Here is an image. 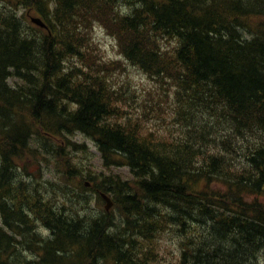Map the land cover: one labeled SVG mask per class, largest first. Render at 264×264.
I'll return each instance as SVG.
<instances>
[{
	"label": "trees",
	"instance_id": "obj_1",
	"mask_svg": "<svg viewBox=\"0 0 264 264\" xmlns=\"http://www.w3.org/2000/svg\"><path fill=\"white\" fill-rule=\"evenodd\" d=\"M130 1L0 0V264H158L163 232L178 245L174 264L264 261V0H138L136 17ZM96 23L149 78L172 85L176 137L157 140L138 117L116 116L105 76L117 63L92 55ZM76 128L102 170L76 168L71 149L86 145L65 134ZM125 166L129 177L113 170ZM91 188L109 193L112 209L95 213L68 193Z\"/></svg>",
	"mask_w": 264,
	"mask_h": 264
},
{
	"label": "rangeland",
	"instance_id": "obj_2",
	"mask_svg": "<svg viewBox=\"0 0 264 264\" xmlns=\"http://www.w3.org/2000/svg\"><path fill=\"white\" fill-rule=\"evenodd\" d=\"M31 16L36 15L29 13L28 18ZM94 36L99 43L97 52L95 54L94 52L92 53L94 57L100 56L106 60H109L110 58L119 59V66H121V64L125 65V67L121 68H109L106 73V76L108 75L111 77L110 82H112L115 86L117 85L118 92L120 94L119 99L116 102L120 109L119 115H129L133 118L136 114H138V119L141 120V124L144 125L143 128H145V130H151L153 132L152 136H156L155 134L159 135L160 132H167V134H169L171 130L176 131L177 128L174 126L168 115L169 109L167 108H169L170 100L168 85L164 81L157 82L155 80H149L147 75L143 76L140 69H137L135 66H131L128 62H125V59L119 55L118 48L115 46V41L110 36L106 35L102 29L96 28ZM124 77H127V79ZM117 78L120 79L118 80ZM9 80L15 81L13 78H10ZM121 87L123 88L121 89ZM75 140L81 143H86L89 147V152L87 154H83L80 151L77 153L83 159V162L88 165L87 167H91V169L95 172L102 170L103 166L100 163L99 153H97L93 143L84 136L79 135L75 137ZM29 170L30 172L32 171L35 173L37 167L35 165H31ZM114 171L119 173L124 178L129 176L127 167H116L114 168ZM43 175L49 178L55 176V172L49 169ZM57 177H59L61 182L66 186L72 185L71 179L65 182L62 175H59L58 173ZM70 192L77 193L78 190L72 191L68 189V193ZM87 193L89 196L91 194L92 197L89 202V205H91L90 207H93L95 210L103 207L99 201L97 202V199L95 200L96 197H94V193ZM158 241L161 242V249L163 250L162 253H159L158 264H174L177 252H179L178 245L174 238L168 232H163L161 236H158ZM258 264H264V261H261Z\"/></svg>",
	"mask_w": 264,
	"mask_h": 264
},
{
	"label": "bare ground",
	"instance_id": "obj_3",
	"mask_svg": "<svg viewBox=\"0 0 264 264\" xmlns=\"http://www.w3.org/2000/svg\"><path fill=\"white\" fill-rule=\"evenodd\" d=\"M262 5V4H261ZM263 6V5H262ZM1 7H4V5H2V3L0 4V8ZM138 7H140V3H139V1L138 0H136V1H130V3H129V5H128V11H129V14L130 13H132L133 12V16L134 17H136L137 16V11H135V9L136 8H138ZM179 9V8H178ZM50 10V9H49ZM173 10V9H172ZM132 11V12H131ZM177 11V10H176ZM167 12V11H166ZM128 13L126 14V15H129ZM170 16V15H169ZM212 21V20H211ZM141 22H143V21H141ZM161 23V22H160ZM263 23V22H262ZM264 24V23H263ZM222 26V25H221ZM261 26H263V25H261ZM204 27H205V25H204ZM239 27H241L240 25L238 26V29H239ZM237 28V27H236ZM235 28V29H236ZM264 28V27H263ZM237 29V30H238ZM241 30V32H242V34L244 35V36H248V34H250L249 33V31L247 32L246 30H243V29H240ZM104 33L106 34V35H108L106 32H105V30H104ZM50 44V43H49ZM54 45V44H53ZM49 47H51V46H49ZM53 48V47H52ZM118 48H119V51H122V50H120V47L118 46ZM51 49V48H50ZM55 53V52H54ZM122 56H123V58L125 59V62H128L131 66L133 65V66H135L137 69H140L142 72V74H143V76H146L148 73H147V71H144L143 69H141V68H139L137 65H136V63H134V62H131V61H129L126 57H124V55L123 54H121ZM55 56V55H54ZM14 68V67H13ZM161 70H163V69H161ZM246 70V69H245ZM149 72V71H148ZM158 72V71H157ZM60 73V72H59ZM149 73H151V72H149ZM156 73V72H155ZM154 73V74H155ZM159 73V72H158ZM161 75V74H160ZM155 76V75H154ZM162 77H168V76H166L165 75V73H163V75H161ZM160 77V76H159ZM124 78H126L127 79V77H124ZM123 78V79H124ZM118 79V78H117ZM116 79V80H117ZM120 79V78H119ZM118 79V80H119ZM125 79V80H126ZM129 79V78H128ZM153 79V78H152ZM155 79V78H154ZM117 80V81H118ZM122 81V80H121ZM129 81H130V79H129ZM203 81H205V80H203ZM233 81V80H232ZM264 81V80H263ZM120 82V81H119ZM133 82V81H132ZM131 83V82H130ZM200 83H202V82H200ZM227 83V82H226ZM124 84H125V81H124ZM123 84V85H124ZM129 84V83H128ZM134 84V83H133ZM132 84V85H133ZM117 86V85H116ZM200 86V85H199ZM123 87H121V89H122ZM220 88V87H219ZM233 88V87H232ZM120 89V90H121ZM187 89V88H186ZM229 89V88H228ZM149 90H151V89H149ZM230 92H232V91H230ZM229 92H227V94H228ZM196 93H193L192 95H190L191 97H192V99H189V102H191V104H193L194 102L193 101H196V102H198V103H200V104H203L202 102H204L205 101V98H195L196 96ZM198 96H199V94H197ZM258 95V94H257ZM245 96V95H244ZM230 98V97H229ZM242 101V100H241ZM246 106V105H245ZM201 108V107H200ZM167 109H169V108H167ZM170 110V109H169ZM168 110V111H169ZM170 112V111H169ZM199 113V112H198ZM201 113H203V115L204 116H206V117H208V113L206 112V111H204V112H201ZM200 118V117H199ZM256 127V125H254V124H250L248 127H244V129L240 132V134H242L243 135V137H244V140H247L248 139V137L250 136L249 134H251V132H252V129L253 128H255ZM233 131V130H232ZM234 132V131H233ZM232 132V133H233ZM78 133H80V130H78L77 128L76 129H74L73 131L72 130H69V131H66L65 132V134L67 135V136H69V137H73V136H75V135H77ZM231 133V132H230ZM86 136V135H85ZM221 136L222 137H224L222 134H221ZM87 138L88 139H90V141L93 143V145H95V142H93L92 141V139L90 138V137H88L87 136ZM250 141V140H249ZM221 141H219L218 143H220ZM100 143V142H99ZM72 150V154H73V157L76 159V160H81L82 161V164L80 165V166H76V168H78V167H81L82 169H83V171H86L85 169L86 168H88V169H90L91 167H87L88 165L86 164V163H84L83 162V159L80 157V155H78L77 153H78V151H80V152H82L83 154H87L88 152H89V147H87V146H84L83 148H77V149H71ZM121 152V151H120ZM132 155V154H131ZM153 156V155H152ZM250 157V156H249ZM157 158V157H156ZM156 160V159H155ZM244 161V160H243ZM113 166H116V165H113ZM161 166H162V164H161ZM114 168H116V167H114ZM113 168V169H114ZM92 170V169H91ZM93 172H94V170H92ZM158 172V171H157ZM109 173H114V171L113 172H109ZM116 173V172H115ZM152 173V172H151ZM77 174V172L74 170V173H73V176L74 175H76ZM20 175H21V177H22V175H23V180L24 181H26V182H28L29 180L27 179V176L26 175H24L21 171H20ZM81 177H83L86 181L89 179L88 177H86V174H79ZM71 174H65V178H64V175H62V178L65 180V182H67V180H72V178H71ZM21 177H20V179H21ZM162 178V177H161ZM90 180V179H89ZM255 182V181H254ZM261 183V182H260ZM259 185V184H258ZM160 186V185H159ZM47 187H53L52 185H48V186H46V188ZM95 191V192H94ZM87 192H92V193H94V197H96L97 196V194H103V193H105V194H108V195H110L109 193H107V192H105V191H100V190H96V189H94V188H91V191H84V190H80L79 189V191L77 192V193H74V192H70L69 194H70V196L73 198V201L74 202H76L78 205L79 204H82V205H88L89 204V202L91 201V199H92V197H91V194H90V196H89V194L87 193ZM169 194H171V193H169ZM82 195H84V196H82ZM111 196V195H110ZM175 196V195H174ZM95 200H96V198H95ZM97 202H98V200H97ZM179 210V209H178ZM181 211H183V210H181ZM94 212L95 213H97V210H94ZM93 212V213H94ZM156 213V212H155ZM185 213V212H184ZM203 213V212H202ZM178 214V213H177ZM195 214H196V212H195ZM175 215V214H174ZM171 217V216H170ZM169 217V218H170ZM211 217V216H210ZM174 218V217H173ZM117 219V218H116ZM210 220V219H209ZM78 221V220H77ZM126 222V221H125ZM218 222V221H217ZM181 223V222H180ZM38 224V225H37ZM41 224H43V222H41V221H37V222H34V227H35V225H36V228L38 229L37 231H43V230H46L47 229V227L46 226H43V225H41ZM77 224V223H76ZM120 224V223H119ZM81 225V224H80ZM81 227V226H80ZM182 227V226H181ZM99 231V230H98ZM64 253V252H63Z\"/></svg>",
	"mask_w": 264,
	"mask_h": 264
},
{
	"label": "water",
	"instance_id": "obj_4",
	"mask_svg": "<svg viewBox=\"0 0 264 264\" xmlns=\"http://www.w3.org/2000/svg\"><path fill=\"white\" fill-rule=\"evenodd\" d=\"M33 21L36 23H39L41 26H43V23L38 18L33 19ZM104 197H105V200H107V204L105 205V208L108 209L109 205L111 204V201L106 195H104Z\"/></svg>",
	"mask_w": 264,
	"mask_h": 264
}]
</instances>
